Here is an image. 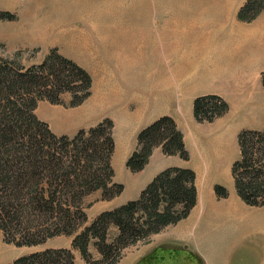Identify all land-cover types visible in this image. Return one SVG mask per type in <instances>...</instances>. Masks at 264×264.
<instances>
[{
  "label": "trees",
  "instance_id": "obj_1",
  "mask_svg": "<svg viewBox=\"0 0 264 264\" xmlns=\"http://www.w3.org/2000/svg\"><path fill=\"white\" fill-rule=\"evenodd\" d=\"M262 9L264 0H245L237 17L248 20ZM10 18L0 12V19ZM261 83L264 87V71ZM90 89L89 73L55 47L29 65L0 57V236L17 246L42 245L58 235L69 237L68 247L45 246L7 264H74L73 251L85 264H116L125 248L185 217L195 203L193 171L167 166L135 198L86 216L92 203L110 200L123 189L113 179L110 162L112 121L103 117L71 135L56 134L35 115V108L41 100L60 104L63 94H68L67 106L78 105ZM226 109L215 94L192 99V113L199 122L210 121ZM236 141L238 156L230 165L235 191L246 204L262 205L264 128L241 129ZM155 146L165 155L187 158L173 119L160 115L137 130L125 168L140 170ZM213 191L217 197L227 194L220 184H214ZM90 194L92 202L83 204Z\"/></svg>",
  "mask_w": 264,
  "mask_h": 264
},
{
  "label": "rangeland",
  "instance_id": "obj_2",
  "mask_svg": "<svg viewBox=\"0 0 264 264\" xmlns=\"http://www.w3.org/2000/svg\"><path fill=\"white\" fill-rule=\"evenodd\" d=\"M0 12L11 16L0 19V57L16 58L29 65L38 63L49 48L55 47L90 75V94L80 104L67 106L68 94L61 96L60 104L45 100L37 103L35 115L48 120L45 122L50 130L71 135L103 117L112 121L114 148L110 162L113 179L123 189L110 200L92 203L85 210L87 217L135 198L146 183L147 169L130 172L124 165L135 134L145 123L140 103L133 100L135 85L130 79L140 75L143 84L146 77L159 79L156 69H165L173 62L169 52L188 51L191 39L192 51L228 49L226 26H233V4H227V0H0ZM202 38L204 45L199 43ZM159 82L154 80L155 89L162 88L157 86ZM156 105L154 100L145 110L153 111ZM230 152L233 158L238 156L235 139ZM230 158L225 152L214 161L222 181H231ZM93 199L90 194L83 204ZM220 207L228 208L224 203ZM206 212L210 213L208 204L201 207L199 215ZM231 225L226 218L217 224L218 228ZM150 236L135 245L148 244ZM68 242L69 237L58 235L42 245L17 246L0 236V264L45 246ZM76 259L74 264H79Z\"/></svg>",
  "mask_w": 264,
  "mask_h": 264
},
{
  "label": "crops",
  "instance_id": "obj_3",
  "mask_svg": "<svg viewBox=\"0 0 264 264\" xmlns=\"http://www.w3.org/2000/svg\"><path fill=\"white\" fill-rule=\"evenodd\" d=\"M244 1L227 0V4H233V26H226L230 39L228 49L192 51L191 39L187 43L188 51L169 52L173 62L165 69H156L161 75L159 79L146 77L144 84L140 75L130 79L135 85L133 100L141 105L144 125L160 115L170 116L181 132L187 151V158L181 159L176 154L165 155L155 146L147 162L136 172L147 169V182L167 166L190 168L194 173L196 200L185 217L152 234L146 244L148 248L143 247L146 245L137 247L135 243L124 249L116 264H264V204L254 206L243 202L235 191L232 177L231 181L220 180L214 163L219 156L229 153L230 174V165L237 158L230 152L234 139L238 155V131L264 128L261 83L264 9L251 19L241 20L237 11ZM199 41L205 44L203 38ZM154 80L161 81L157 84L161 89L154 88ZM203 94L218 95L226 103V111L210 121H196L192 99ZM154 100L157 108L150 112L145 110ZM43 121L48 122L44 118ZM214 184L225 187V197L214 194ZM221 203L228 208L223 210ZM204 204L209 205L210 213L200 216ZM230 206L233 209H229ZM225 218L232 223L231 227L218 228V222ZM68 246L69 242L68 245H51ZM73 258L74 263L79 258L81 264L77 251H73Z\"/></svg>",
  "mask_w": 264,
  "mask_h": 264
},
{
  "label": "bare ground",
  "instance_id": "obj_4",
  "mask_svg": "<svg viewBox=\"0 0 264 264\" xmlns=\"http://www.w3.org/2000/svg\"><path fill=\"white\" fill-rule=\"evenodd\" d=\"M81 40V39H80ZM83 42V41H82ZM83 47V46H82Z\"/></svg>",
  "mask_w": 264,
  "mask_h": 264
}]
</instances>
